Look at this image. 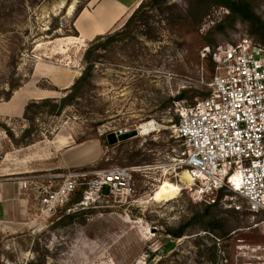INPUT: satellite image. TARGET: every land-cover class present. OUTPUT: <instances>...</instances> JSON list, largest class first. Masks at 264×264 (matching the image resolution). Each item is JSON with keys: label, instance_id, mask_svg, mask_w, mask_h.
I'll return each mask as SVG.
<instances>
[{"label": "rangeland", "instance_id": "obj_1", "mask_svg": "<svg viewBox=\"0 0 264 264\" xmlns=\"http://www.w3.org/2000/svg\"><path fill=\"white\" fill-rule=\"evenodd\" d=\"M229 1L156 5L146 27L97 52L90 84L59 116L37 115L33 134L40 137L25 146L24 106L64 97L83 69L89 43L79 48L67 38L77 32L76 13L93 0H0V181L68 171L90 178L134 168L129 194L112 195L105 187L98 197L67 206L76 192L82 200L80 186L48 223L30 217L25 228L0 234V264H264V213L249 212L228 191L213 204L199 201L193 187L180 182L186 169L173 133L183 102L177 96L192 90L200 99L207 92L213 66L202 57L204 48L246 37L259 41L248 22L230 13ZM243 1L264 22V0ZM10 85L20 87L5 101ZM150 122V133L142 135ZM74 212L82 214L68 218ZM197 213L203 217L192 222ZM185 224L182 238L165 234Z\"/></svg>", "mask_w": 264, "mask_h": 264}, {"label": "built area", "instance_id": "obj_2", "mask_svg": "<svg viewBox=\"0 0 264 264\" xmlns=\"http://www.w3.org/2000/svg\"><path fill=\"white\" fill-rule=\"evenodd\" d=\"M214 64L207 95L180 103L173 133L191 179L193 195L214 203L221 190L241 197L251 213H264V47L246 37L236 43L204 48ZM134 168H114L88 177L87 172L29 174L11 179L31 196L30 217L48 223L80 186L81 204L99 196L131 192Z\"/></svg>", "mask_w": 264, "mask_h": 264}, {"label": "trees", "instance_id": "obj_3", "mask_svg": "<svg viewBox=\"0 0 264 264\" xmlns=\"http://www.w3.org/2000/svg\"><path fill=\"white\" fill-rule=\"evenodd\" d=\"M168 0H142L140 4L136 7V9L132 12V14L129 16L125 24L120 28L119 31L114 32L113 34H103L96 36L92 41L89 42L87 48L85 49L83 56H82V63H83V69L80 73V75L73 81V84L67 88L64 89L66 92V95L61 98H42L40 100H30L25 106L23 110L22 117L27 122V127L22 131L21 133V144L23 143L25 146L33 144L34 141H38L37 139L40 137L37 135V132L33 134V130L35 129V121L37 120V115L40 114H46V115H53V116H59L61 111L69 106L75 99L78 98V95L80 94L81 90L84 86H87L90 84V80L92 77V72L94 70V65L97 62L96 54L100 50H104L107 45L113 41L117 40H123L130 36L133 31L136 28H139L140 25L147 26V13L151 9H153L156 5L166 3ZM224 5L227 7V9L230 11L233 15L240 16L243 20L249 23L250 25V33L252 35L257 36L259 41H256L257 43L261 44L264 47V22L260 20V18L254 14L250 10L249 4L244 2L243 0L234 1L231 0L229 2H225ZM78 11L75 15V18L79 15ZM77 32L74 34V37H77ZM208 60H211V57L208 56ZM212 66L214 68V64L212 62ZM213 73V71H212ZM20 85H10L8 92L5 96V101H8L12 93L16 91ZM207 95V92L205 95H203L200 98H204ZM194 91H182L176 98V100L183 101L187 105H191L194 103L195 98ZM48 106H51V110L49 112H44V108H47ZM4 128V131L14 143L17 145L19 144L18 141H16L13 137V134L2 126ZM34 135V136H33ZM42 135V134H41ZM41 139V138H40ZM22 141H25L22 142ZM76 192V191H75ZM74 192V193H75ZM226 190H221L217 196V201L221 199L226 194ZM78 192L75 193V197L70 200V202L67 204V206L78 204L81 201L82 194ZM230 193L231 192H227ZM215 203V202H214ZM212 205L207 206V209H210ZM82 214V212H74L73 214H69L68 218L76 217L77 215ZM203 215H199L198 213L195 214L192 218V222H195L202 218ZM186 224L180 226L177 229H167L165 230V234L173 239L177 240L182 238L187 231ZM26 264H34L32 262H28ZM36 264H44L43 261Z\"/></svg>", "mask_w": 264, "mask_h": 264}, {"label": "crops", "instance_id": "obj_4", "mask_svg": "<svg viewBox=\"0 0 264 264\" xmlns=\"http://www.w3.org/2000/svg\"><path fill=\"white\" fill-rule=\"evenodd\" d=\"M137 6L138 0H93L89 9L81 11L75 19L74 25L80 36L67 40L79 41V48H83L96 36L120 28L128 19L118 26L125 13ZM32 204L31 196L23 194L15 182L0 181V234L25 228L30 222Z\"/></svg>", "mask_w": 264, "mask_h": 264}, {"label": "bare ground", "instance_id": "obj_5", "mask_svg": "<svg viewBox=\"0 0 264 264\" xmlns=\"http://www.w3.org/2000/svg\"><path fill=\"white\" fill-rule=\"evenodd\" d=\"M70 11H71V8H70ZM152 128L153 127H152L151 122L148 125H144L143 127L140 128L142 130L141 134L142 135H147L148 133H150ZM180 182L185 184V185L187 184L186 185V189H188V188H190L192 186L191 179H190L189 174L187 173V171H184V173H182V178H181Z\"/></svg>", "mask_w": 264, "mask_h": 264}, {"label": "water", "instance_id": "obj_6", "mask_svg": "<svg viewBox=\"0 0 264 264\" xmlns=\"http://www.w3.org/2000/svg\"><path fill=\"white\" fill-rule=\"evenodd\" d=\"M133 135H135V132H134V131L131 132V133H128V134L120 135V136H118L117 139H118V140H123V139L128 138V137L133 136Z\"/></svg>", "mask_w": 264, "mask_h": 264}]
</instances>
